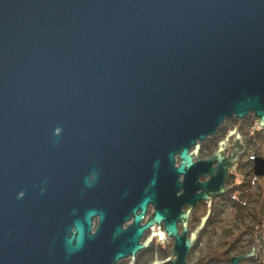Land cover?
Wrapping results in <instances>:
<instances>
[{"label":"water","instance_id":"obj_1","mask_svg":"<svg viewBox=\"0 0 264 264\" xmlns=\"http://www.w3.org/2000/svg\"><path fill=\"white\" fill-rule=\"evenodd\" d=\"M249 112L264 126V0H0V264H53L36 253L35 205H63V250L79 248L84 172L128 158L154 186Z\"/></svg>","mask_w":264,"mask_h":264},{"label":"flooded vegetation","instance_id":"obj_2","mask_svg":"<svg viewBox=\"0 0 264 264\" xmlns=\"http://www.w3.org/2000/svg\"><path fill=\"white\" fill-rule=\"evenodd\" d=\"M250 114L225 117L188 147L192 167L168 176L161 166L154 186L150 172L135 174L128 158H116L111 174L84 172L90 185L81 187L73 206L80 215L93 213L83 223L79 248L63 250V238H72V245L76 235L63 205H35L37 255L53 264H232L233 257L249 254L236 264H264V173L255 169V159L264 158V126L256 116L246 122ZM173 158L178 167L179 153ZM42 209L60 213L41 218Z\"/></svg>","mask_w":264,"mask_h":264},{"label":"rangeland","instance_id":"obj_3","mask_svg":"<svg viewBox=\"0 0 264 264\" xmlns=\"http://www.w3.org/2000/svg\"><path fill=\"white\" fill-rule=\"evenodd\" d=\"M245 118H247V119H245L246 122L251 123V124H252V123L254 122V120L256 119L252 114L246 116ZM262 151L264 152V139H263V141H262Z\"/></svg>","mask_w":264,"mask_h":264}]
</instances>
